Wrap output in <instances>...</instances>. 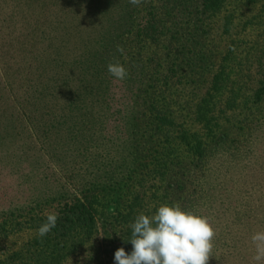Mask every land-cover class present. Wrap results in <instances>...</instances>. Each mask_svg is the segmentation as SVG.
<instances>
[{
  "label": "rangeland",
  "instance_id": "obj_1",
  "mask_svg": "<svg viewBox=\"0 0 264 264\" xmlns=\"http://www.w3.org/2000/svg\"><path fill=\"white\" fill-rule=\"evenodd\" d=\"M201 1L110 0L99 16L92 0H0L14 24L27 17L18 39L43 77L68 60L59 74L74 105L50 113L24 100L19 45L0 48V264L114 262L131 239L123 216L133 205L135 219L174 203L209 218L207 264H264V0H226L211 18ZM152 10L163 26L158 45L138 41ZM117 61L123 80L107 70ZM156 87L178 124L199 129L201 108L219 123L204 152L190 140L172 153L148 126ZM76 201L95 203L94 231L40 250L30 220Z\"/></svg>",
  "mask_w": 264,
  "mask_h": 264
},
{
  "label": "trees",
  "instance_id": "obj_2",
  "mask_svg": "<svg viewBox=\"0 0 264 264\" xmlns=\"http://www.w3.org/2000/svg\"><path fill=\"white\" fill-rule=\"evenodd\" d=\"M93 1H95V3L93 4L90 2L91 7L87 6V8L90 9L94 15L104 16L106 10L102 8L109 5L111 3L110 0H106L103 3L96 2L99 0H92V2ZM225 1L226 0H202L201 14L207 18L213 17ZM19 13H22L23 16L28 14L31 15L29 10L25 13L23 7H21ZM147 15L146 23L140 30L138 41H146L149 44L158 45L160 39L164 37L163 26L153 10L151 12L149 11ZM12 16L13 15L10 13L7 15L0 14V48L10 51L13 45H19V48L16 49L15 52V54L18 53V55L15 56L21 57V59H17V63L14 64V68L19 73V83L17 84L16 93L22 96L24 100L31 102V105L38 104L43 110L49 111L50 113L61 111L63 108L65 110L71 109V107L74 106L71 101L72 96L68 102L67 95L62 93L67 78L64 77V75L59 74L68 60L63 59L62 61H59V69L53 67L50 69L52 73L43 77L44 70H38V68L36 70L33 64L25 60L28 57H25V55L23 56V54H29L25 51L26 42L18 39L19 31L16 27L23 25L27 21V17H20V25H17L14 24L15 18ZM77 62L79 61L74 63ZM168 79L169 77L166 78V80ZM161 85L166 86L165 83ZM217 85L218 79H215L213 89H215V86ZM67 88L68 85L65 88L66 91H68ZM164 93V90H161L160 87H156L148 96L149 102L146 103V105L149 114L148 118L151 120L148 126L162 132V137L165 138V142L168 144L167 150L172 153H182L185 151L190 140H196L194 147L196 153L200 154L204 152L208 143L215 137V133L219 128V123L213 121V116L209 114V110H203L201 108L200 111L196 113L193 123L199 125L200 128L192 132L191 130H193L192 128L194 127L188 129L186 125L178 124L174 118L167 114L168 109L163 99L165 97L162 98V103L159 99V96ZM68 95H70V93H68ZM209 101L212 100L209 99ZM200 103L201 102L198 104ZM203 105L204 106L201 107L207 108L205 104ZM77 109L81 112V108L77 107ZM83 109L87 108L84 107L82 110ZM67 117L73 118L74 115H67ZM133 207L134 205L131 207L127 217L123 216L124 220H128L129 226L134 220V217L131 218L135 215ZM95 213L96 209L93 201H76L67 203L55 212V214H58L57 224L48 234L40 236L38 232L39 227L46 221L48 215L38 216L31 219L30 229L35 230L37 232L36 237L41 239V244L39 245L40 250L44 244L47 248H50L51 246H56L58 240L68 239L77 230H85L86 232L94 231L96 221ZM122 245L126 253L132 250V245L128 240L122 242ZM32 250L33 252H31ZM28 252L35 253L32 248ZM34 264H39V260ZM43 264L48 263L47 261H44ZM107 264H114V262H108Z\"/></svg>",
  "mask_w": 264,
  "mask_h": 264
},
{
  "label": "clouds",
  "instance_id": "obj_3",
  "mask_svg": "<svg viewBox=\"0 0 264 264\" xmlns=\"http://www.w3.org/2000/svg\"><path fill=\"white\" fill-rule=\"evenodd\" d=\"M107 70L119 80L127 76V69L118 61L109 63ZM57 220L58 214H49L38 229L39 235L48 234ZM213 236L208 217L186 211L178 203L162 204L153 215L135 217L129 241L132 250L126 253L123 247L118 248L114 264H207Z\"/></svg>",
  "mask_w": 264,
  "mask_h": 264
}]
</instances>
